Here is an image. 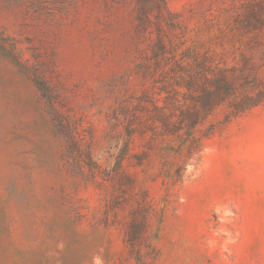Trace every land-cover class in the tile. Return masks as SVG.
<instances>
[{"label":"rangeland","instance_id":"obj_1","mask_svg":"<svg viewBox=\"0 0 264 264\" xmlns=\"http://www.w3.org/2000/svg\"><path fill=\"white\" fill-rule=\"evenodd\" d=\"M0 264H264V0H0Z\"/></svg>","mask_w":264,"mask_h":264}]
</instances>
